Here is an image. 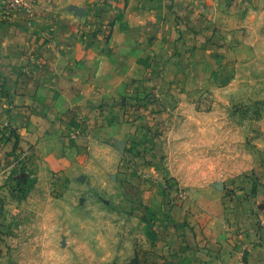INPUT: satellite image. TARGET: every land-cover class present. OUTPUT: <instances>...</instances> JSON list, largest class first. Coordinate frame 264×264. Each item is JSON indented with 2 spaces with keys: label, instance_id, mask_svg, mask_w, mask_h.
<instances>
[{
  "label": "rangeland",
  "instance_id": "374dc122",
  "mask_svg": "<svg viewBox=\"0 0 264 264\" xmlns=\"http://www.w3.org/2000/svg\"><path fill=\"white\" fill-rule=\"evenodd\" d=\"M81 4L68 3L67 18L87 21ZM38 5L0 9L33 16ZM176 5L181 26L154 43L152 75L122 80L115 106L134 128L124 145L102 133L72 143L54 122H28L0 69V264H165L223 229L227 246L245 248L240 264L245 254L264 264V0ZM119 19L117 44L132 52L133 28Z\"/></svg>",
  "mask_w": 264,
  "mask_h": 264
},
{
  "label": "crops",
  "instance_id": "0c3cea01",
  "mask_svg": "<svg viewBox=\"0 0 264 264\" xmlns=\"http://www.w3.org/2000/svg\"><path fill=\"white\" fill-rule=\"evenodd\" d=\"M90 1L92 4L88 0H38L35 15L22 12L11 18L0 9V69L2 77L6 76L5 88L17 89L21 92L17 98L29 105L24 107L27 115L23 116L28 122L39 121L44 128L54 122L62 137L72 143L102 133L107 137L113 134L124 145L134 128L125 122L126 106H115L124 93L122 80L133 72L141 79L152 75L153 64L160 58L156 45L174 40L176 27L181 26L176 18L180 0H173V5L172 0H134L133 10L124 0ZM68 3L91 6L88 20L67 18L64 11ZM100 3L104 8H97ZM169 5L176 6V12H170ZM121 14L133 28L132 52L124 53L117 44ZM95 25L104 32L91 33ZM157 30L163 31L164 38H154ZM126 38L130 40L131 36ZM121 57L125 58L117 69ZM33 105L38 110L45 108V112ZM79 126L83 129L81 136L74 139L67 135ZM210 231L197 239V244L179 252L178 259L185 257V264H240L244 247L234 250L239 246L223 242L224 237L228 240L230 230ZM185 237L187 243L195 240L190 232ZM245 257L246 264H251L248 255ZM178 259L162 262L180 264Z\"/></svg>",
  "mask_w": 264,
  "mask_h": 264
},
{
  "label": "built area",
  "instance_id": "2783aa9c",
  "mask_svg": "<svg viewBox=\"0 0 264 264\" xmlns=\"http://www.w3.org/2000/svg\"><path fill=\"white\" fill-rule=\"evenodd\" d=\"M17 1H20V0H17ZM74 131H78V129H77V128H75V129H74Z\"/></svg>",
  "mask_w": 264,
  "mask_h": 264
},
{
  "label": "trees",
  "instance_id": "16d2710c",
  "mask_svg": "<svg viewBox=\"0 0 264 264\" xmlns=\"http://www.w3.org/2000/svg\"><path fill=\"white\" fill-rule=\"evenodd\" d=\"M96 34V33H95Z\"/></svg>",
  "mask_w": 264,
  "mask_h": 264
}]
</instances>
